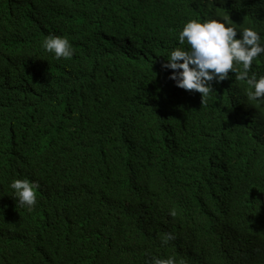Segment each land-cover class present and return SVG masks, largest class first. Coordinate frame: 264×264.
Returning <instances> with one entry per match:
<instances>
[{
    "label": "trees",
    "instance_id": "1",
    "mask_svg": "<svg viewBox=\"0 0 264 264\" xmlns=\"http://www.w3.org/2000/svg\"><path fill=\"white\" fill-rule=\"evenodd\" d=\"M225 15L264 38V0H0V264H264V103L163 67L187 20Z\"/></svg>",
    "mask_w": 264,
    "mask_h": 264
},
{
    "label": "clouds",
    "instance_id": "2",
    "mask_svg": "<svg viewBox=\"0 0 264 264\" xmlns=\"http://www.w3.org/2000/svg\"><path fill=\"white\" fill-rule=\"evenodd\" d=\"M177 39L181 46L167 52L163 67L173 70L169 78L178 87L199 92L203 100L213 91L211 82L219 83L231 70L236 80L246 82L248 100L264 103V75L257 76L251 71L253 63L264 58V38L257 29L239 27L229 15L220 19H189ZM41 46L54 53L57 60L71 58L74 54L66 36L50 34L43 39ZM9 186L16 203L31 211L37 204L36 182L14 179ZM173 238L171 233H166L161 237V243L167 244ZM150 264H177V260L172 256L165 259L154 256Z\"/></svg>",
    "mask_w": 264,
    "mask_h": 264
}]
</instances>
